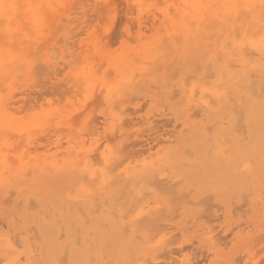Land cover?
<instances>
[{
    "label": "snow or ice",
    "instance_id": "1",
    "mask_svg": "<svg viewBox=\"0 0 264 264\" xmlns=\"http://www.w3.org/2000/svg\"><path fill=\"white\" fill-rule=\"evenodd\" d=\"M0 193V264H264V0H0Z\"/></svg>",
    "mask_w": 264,
    "mask_h": 264
},
{
    "label": "bare ground",
    "instance_id": "2",
    "mask_svg": "<svg viewBox=\"0 0 264 264\" xmlns=\"http://www.w3.org/2000/svg\"><path fill=\"white\" fill-rule=\"evenodd\" d=\"M130 109V108H129ZM128 109V113H129V111L130 110H133L132 108L129 110ZM134 110H136L135 108H134ZM134 113H136L135 111H134ZM138 113V112H137ZM133 114V113H132ZM129 117V116H128ZM132 117V116H131ZM139 117V116H138ZM154 117V116H153ZM157 117L158 116H156V119H155V117L153 118V122L156 124V126H157V128H159V130H160V132H162L163 131V129L165 130V128H166V125H172V127H171V129H170V131H168L169 130V128H168V130L165 132V133H169V134H171V131H172V129L173 128H176L177 126H176V123H175V121H167L168 120V118L166 119L165 117H161V118H163V119H161V118H159L158 120H159V122L157 121ZM137 119V118H136ZM155 119V120H154ZM160 119H161V121H163V120H166V122H168V123H163V122H160ZM128 120V118L126 119V121ZM133 121L134 120H132L131 121V119L129 120V123H130V125H126V129H128V130H125V133H126V136L127 135H131V133H129V131H131L132 129H134V127H138V126H134V125H139V124H137V122H136V124L135 123H133ZM128 122V121H127ZM125 124H126V122H125ZM132 125V126H131ZM129 126H131V127H133L132 129H131V127H129ZM240 127H241V131L240 132H237V133H234L233 135L234 136H239V135H241L242 133H244V132H246L247 131V125H245L244 123H243V121H241V124H240ZM253 128H254V131L256 132V134H257V137H258V129H259V115H258V110H257V114H256V119H255V122H254V125H253ZM167 129V128H166ZM128 131V132H127ZM133 131V130H132ZM131 131V132H132ZM135 131V130H134ZM163 134V133H162ZM177 134H178V129H177ZM131 139H132V141H135L134 143H132L133 145H135L136 147L137 146H143V145H145V148L142 150V151H140L141 149H134V150H136V151H140V152H142L144 155L146 154V155H148V154H150L151 153V151H153V148L152 147H150V145H148L149 143H148V141L147 140H144L145 138H142V137H144V136H140V138H142V142H143V144H142V142L141 141H139L138 142V140H140V139H137V137L135 136V135H131ZM135 138V140H133ZM137 140V141H136ZM131 141V140H130ZM155 142V140H153V143ZM145 143V144H144ZM148 145V146H147ZM146 146L148 147V148H146ZM131 150V149H130ZM133 150V149H132ZM242 167V166H241ZM3 197V194L2 193H0V198H2ZM3 199V198H2ZM0 201H2L1 199H0ZM211 203V202H210ZM1 204L2 203H0V206H1ZM3 205V204H2ZM212 205V204H211ZM213 205H215V206H213V208H216V205L217 204H213ZM220 205H222V204H220ZM219 205V206H220ZM236 206H238V205H236ZM241 206H243V205H241ZM245 206V205H244ZM243 206V207H244ZM221 208H222V206H220ZM218 208V207H217ZM216 208V210H218V209H220V208H218L217 209ZM236 208H238V207H236ZM223 210V209H222ZM241 210H243V209H241ZM223 212V211H222ZM239 214L240 213H238L237 215L239 216ZM218 218V217H217ZM219 220H221V219H219ZM218 220V221H219ZM223 220V219H222ZM218 221H216L215 220V222H218ZM211 222H213V221H211ZM220 222V221H219ZM217 224V223H216ZM215 224V225H216ZM214 227H217V225L216 226H214ZM217 231H219V229L217 230ZM220 232H222V233H224L223 231H220ZM219 232V233H220ZM218 233V234H219ZM221 234V233H220ZM221 236H223V235H221ZM230 236V240L227 242V240H224V239H226V238H228ZM219 238V241L221 242V241H223V242H221V245H223V244H230L231 243V240H232V236L231 235H228V236H225V234H224V236H223V238H220V236L218 237ZM224 241H226V242H224ZM221 256H223V257H226L227 256V254H223V253H221L220 254ZM201 256H202V258H207V259H209V260H211L213 257H212V255H210V253L208 252V251H202L201 252ZM199 258H201V257H199ZM237 258V257H236ZM242 258V256H239L237 259H241Z\"/></svg>",
    "mask_w": 264,
    "mask_h": 264
},
{
    "label": "rangeland",
    "instance_id": "3",
    "mask_svg": "<svg viewBox=\"0 0 264 264\" xmlns=\"http://www.w3.org/2000/svg\"><path fill=\"white\" fill-rule=\"evenodd\" d=\"M130 109H131V108H130ZM130 109H129V110H130ZM132 109H133V110H130L129 113H128V116H129V117H127V118H128V120H127L128 122L125 120V122H126L125 125H130V123H129V120H130V119H131V121L134 120L133 123L136 124V122H137V124H138V120H139V117H138V116H140V114L137 113L136 110H134V108H132ZM127 111H128V110H127ZM134 111H135L136 113H134ZM132 113H134L135 115H133ZM131 116H132V117H131ZM154 117H155V119H156V116H154ZM154 117H153V118H154ZM158 117L161 118L162 116H158ZM158 117H157V121L159 122V120H158L159 118H158ZM127 118H126V119H127ZM136 118H137V119H136ZM153 118H152V119H153ZM155 119H154V120H155ZM161 119H163V118H161ZM161 119H160V122H163V121H164L163 123H168V122H166V120L161 121ZM166 119H167V118H166ZM167 121H170V120L168 119ZM131 126H132V125H131ZM131 126H129V127H131ZM134 126H138V127H139V125H134ZM138 127H134V129H132L133 127H131V129H132L133 131L131 130L132 132L129 131V133L132 134V133L134 132V130L137 129ZM171 127H172L171 124H170V125H166V128H167V129H166V128H165V130L163 129V131H162L161 133H165V132L168 130V128H169L168 131H170ZM126 128H127V127H126ZM126 128H125V130H128V129H126ZM127 132H128V131H127ZM131 138H132V137H131ZM142 138H145V137H142ZM142 138H139L140 140H138V142H139V141L142 142V141H143ZM133 140H135V138H134ZM144 140H146V139H144ZM136 141H137V140H136ZM134 142H135V141H132V139H131L130 143L132 144V143H134ZM154 143H155V142H154ZM154 143H153V144H154ZM142 144H143V142H142ZM144 144H145V143H144ZM148 145H150V147H152L151 144H148ZM148 145H147V146H148ZM147 146H146V148H148ZM141 148H142V149H141ZM144 148H145V145H143V146H137V147L135 146V149H136V150H137V149H141L140 151H142ZM152 148H153V147H152ZM131 150H132V149H131ZM136 150H135V151H136ZM153 150H154V149H153ZM138 151H139V150H138ZM146 154H147V153H146ZM146 154H145V155H146ZM2 198H3V197H2ZM2 198H0V199L2 200ZM210 204H212V205L215 204V201H214V200L211 201ZM219 205H220V204H219ZM219 205H216V208L218 207V208H220V209L217 208L218 210H216V208H213V207H212V208H210V212H212V213H214L215 211H220V212H222V211H223V210H222V209H223V204L220 205V206H222V208H221ZM213 206H215V205H213ZM243 206H244V205H243ZM243 206H241V205H239V204H238V206H236V207H238V208H237V209H238L237 214L240 213L241 209H244V208L246 207V206H244V207H243ZM2 207H3V205L1 204L0 209H2ZM239 215H240V214H239ZM217 217H218V218H217ZM207 218L210 219L211 221H213V222H212V225H213V226H216V225H217V227H215L217 237L220 236V238H223L224 233L220 232L221 230H220V228L218 227V225L223 221V220H222V219H223L222 215H221V216H216V215H214V214H210ZM219 219H221V220H219ZM215 220H216V221L219 220L220 222H219V221H218V222H215ZM216 223H217V224H216ZM215 224H216V225H215ZM218 229H219V231H217ZM219 232H220L221 234H220ZM218 233H219V234H218ZM221 235H223V236H221ZM224 240H227V242H228V241L230 240V236H229L228 238L224 239ZM221 242H223V241H221ZM224 242H226V241H224ZM227 244H228V243H227ZM229 246H230V244H229ZM186 247H187V246H186ZM223 254H227V255H228L227 252H223ZM239 256H243V254L241 253ZM239 256H237V258H238ZM200 257L202 258V256H200Z\"/></svg>",
    "mask_w": 264,
    "mask_h": 264
}]
</instances>
